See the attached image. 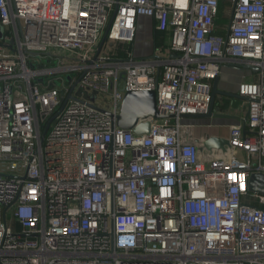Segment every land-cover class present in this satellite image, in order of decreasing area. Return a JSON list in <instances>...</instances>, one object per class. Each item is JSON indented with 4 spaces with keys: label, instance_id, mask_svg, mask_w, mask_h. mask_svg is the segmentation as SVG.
<instances>
[{
    "label": "built area",
    "instance_id": "2783aa9c",
    "mask_svg": "<svg viewBox=\"0 0 264 264\" xmlns=\"http://www.w3.org/2000/svg\"><path fill=\"white\" fill-rule=\"evenodd\" d=\"M142 16L165 46L119 56ZM0 18V264H264V0H0ZM228 65L258 69L248 118L205 162L183 119ZM131 91L157 94L149 134L118 127Z\"/></svg>",
    "mask_w": 264,
    "mask_h": 264
},
{
    "label": "crops",
    "instance_id": "0c3cea01",
    "mask_svg": "<svg viewBox=\"0 0 264 264\" xmlns=\"http://www.w3.org/2000/svg\"><path fill=\"white\" fill-rule=\"evenodd\" d=\"M156 23L149 17H139L133 42V55L136 57H150L163 48L156 46ZM166 40V37H165ZM254 73L247 68L228 65L222 69L219 81V90L230 96H218L211 118L186 117L183 124L193 126L188 132L191 141L198 144L203 161L213 158H227L230 154V146L226 150L209 151L204 147V142L212 137L229 141L231 130L235 126H245L244 120L248 115V104L235 96L239 95V86L242 82L254 79ZM234 95V96H231ZM188 137V135H187Z\"/></svg>",
    "mask_w": 264,
    "mask_h": 264
},
{
    "label": "water",
    "instance_id": "95a60500",
    "mask_svg": "<svg viewBox=\"0 0 264 264\" xmlns=\"http://www.w3.org/2000/svg\"><path fill=\"white\" fill-rule=\"evenodd\" d=\"M118 8L115 9L113 18L106 30L104 41L106 40L110 29L112 27L115 16L117 15ZM1 21V18H0ZM4 29L0 25V40H3ZM252 70L253 73H257L258 69L256 68H247ZM220 77L216 78L213 83L212 88V99L210 105V111L207 115L194 116L195 118H211L213 116V109L215 102L218 96H230L227 93L221 92L218 88ZM234 96V95H231ZM240 100L249 102L248 99L244 97L235 96ZM150 118L154 119H163L158 111L157 105V94L155 91H131L128 92L124 98V101L121 106V112L117 116V124L123 130L131 131L133 130L136 134H149L151 131L150 123L140 124V120H149ZM248 118V115H247ZM229 141L225 139H220L212 137L207 139L204 142V147L209 150H226L229 147ZM249 190L254 193L264 195V175L254 174L251 176L249 182Z\"/></svg>",
    "mask_w": 264,
    "mask_h": 264
},
{
    "label": "trees",
    "instance_id": "16d2710c",
    "mask_svg": "<svg viewBox=\"0 0 264 264\" xmlns=\"http://www.w3.org/2000/svg\"><path fill=\"white\" fill-rule=\"evenodd\" d=\"M165 34L164 33H161V32H158L156 33V46L157 48H159L160 46H162V44L165 42ZM123 49L125 50V52H121L119 54V56L121 57H125L127 56V53H131L133 52V42L132 43H127V44H124L123 46Z\"/></svg>",
    "mask_w": 264,
    "mask_h": 264
},
{
    "label": "rangeland",
    "instance_id": "374dc122",
    "mask_svg": "<svg viewBox=\"0 0 264 264\" xmlns=\"http://www.w3.org/2000/svg\"><path fill=\"white\" fill-rule=\"evenodd\" d=\"M223 18H224V17L222 16V19H223ZM159 122H160V124H162V123L164 122V120H160Z\"/></svg>",
    "mask_w": 264,
    "mask_h": 264
}]
</instances>
